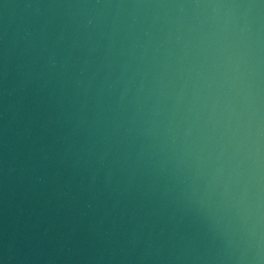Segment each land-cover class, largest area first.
<instances>
[{
    "label": "water",
    "instance_id": "95a60500",
    "mask_svg": "<svg viewBox=\"0 0 264 264\" xmlns=\"http://www.w3.org/2000/svg\"><path fill=\"white\" fill-rule=\"evenodd\" d=\"M0 264H264V0H0Z\"/></svg>",
    "mask_w": 264,
    "mask_h": 264
}]
</instances>
